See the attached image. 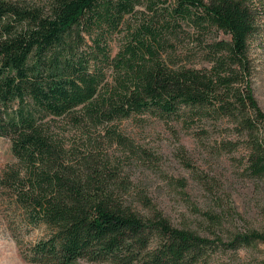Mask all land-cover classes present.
<instances>
[{
	"label": "trees",
	"instance_id": "1",
	"mask_svg": "<svg viewBox=\"0 0 264 264\" xmlns=\"http://www.w3.org/2000/svg\"><path fill=\"white\" fill-rule=\"evenodd\" d=\"M255 23L251 0H52L48 11L0 1V138L16 159L0 191L49 231L24 251L28 262L238 264L264 244L257 232L200 234L142 215L108 163L75 155L59 125L117 143L115 123L179 121L212 157L237 155L247 179H264L248 58ZM187 29L202 67L183 46Z\"/></svg>",
	"mask_w": 264,
	"mask_h": 264
},
{
	"label": "rangeland",
	"instance_id": "2",
	"mask_svg": "<svg viewBox=\"0 0 264 264\" xmlns=\"http://www.w3.org/2000/svg\"><path fill=\"white\" fill-rule=\"evenodd\" d=\"M0 1L46 11L52 4V0ZM251 6L256 23L248 48L250 80L264 112V0H251ZM187 34L190 38L182 37L183 46L192 54L193 64L202 67L194 41L197 35L188 29ZM214 37L215 34L209 38ZM179 53L178 45L177 56ZM59 125L66 142L74 146L75 155L93 151L108 163L128 189L125 198L142 215L151 216L156 211L174 226L200 234L215 230L223 237L249 232L264 236V179H247L237 155L212 157L179 121L148 116L115 123L112 129L122 136L117 143L102 130L92 133L89 139L64 121ZM15 163L10 140L0 138V177ZM12 203L10 195L0 191V264H32L23 256L24 251L47 237L49 231L45 226H29ZM236 262L264 264V244L242 250Z\"/></svg>",
	"mask_w": 264,
	"mask_h": 264
}]
</instances>
